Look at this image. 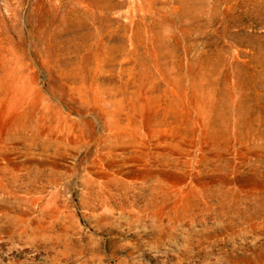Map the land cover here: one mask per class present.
<instances>
[{"label": "rangeland", "instance_id": "374dc122", "mask_svg": "<svg viewBox=\"0 0 264 264\" xmlns=\"http://www.w3.org/2000/svg\"><path fill=\"white\" fill-rule=\"evenodd\" d=\"M0 264H264V0H0Z\"/></svg>", "mask_w": 264, "mask_h": 264}]
</instances>
